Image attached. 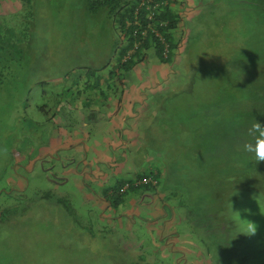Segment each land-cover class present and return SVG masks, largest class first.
I'll list each match as a JSON object with an SVG mask.
<instances>
[{"label":"rangeland","instance_id":"obj_1","mask_svg":"<svg viewBox=\"0 0 264 264\" xmlns=\"http://www.w3.org/2000/svg\"><path fill=\"white\" fill-rule=\"evenodd\" d=\"M90 1L0 13V36L19 46L0 48V264H264V162L243 150L264 123V0H177L179 46L170 63L147 52L145 76L129 75L138 90L116 63L117 17ZM128 87L147 119L130 116L117 135L82 121ZM80 132L103 186L77 169L81 148L48 156ZM155 172L157 188L111 196Z\"/></svg>","mask_w":264,"mask_h":264},{"label":"trees","instance_id":"obj_2","mask_svg":"<svg viewBox=\"0 0 264 264\" xmlns=\"http://www.w3.org/2000/svg\"><path fill=\"white\" fill-rule=\"evenodd\" d=\"M28 1L30 2V0ZM90 4L93 10H106L109 15L117 17L120 40L117 45L119 57L116 63L120 71L129 76L136 65L147 56L146 54L150 49H155V52L164 62H171L172 52L179 46L178 42L174 43V31L177 30L183 18L173 9L177 5V0H91ZM3 22L0 19V24ZM144 32L147 34L145 35ZM155 33L159 34L160 37ZM6 36L8 37L7 40L0 36V48L4 42H6L7 47L18 46L14 40H9L12 37L8 32H6ZM90 86L89 83H86L87 89ZM262 116L259 120L264 121V114ZM159 176V172L138 176L137 180L116 187L111 196L118 197L119 195L118 198L124 200L126 195L123 196V194L131 189L136 191L157 188L160 185ZM149 178L153 181L145 183L144 180ZM119 204L114 206L116 211L120 207Z\"/></svg>","mask_w":264,"mask_h":264},{"label":"crops","instance_id":"obj_3","mask_svg":"<svg viewBox=\"0 0 264 264\" xmlns=\"http://www.w3.org/2000/svg\"><path fill=\"white\" fill-rule=\"evenodd\" d=\"M29 2L28 0H0V13H2L3 10H8V9H15L18 11H22L23 9H26L23 5H26V3ZM14 7V8H13ZM16 13V11H13ZM147 58V56H145V58L143 60H145ZM144 65H146V63H142V61L140 63H138L136 65V67L133 69L132 72H134L138 77H144L145 74L144 72H139L137 69L139 67H143ZM148 67V66H147ZM137 70V72L135 71ZM129 80H130V85H135L136 83H133V81L135 80V78L132 76H129ZM132 81V82H131ZM136 90H138L139 88L137 87V85H135ZM130 87L127 88V95L125 96V94H123L122 99L117 101L116 98L114 97V99L112 101L109 102L110 105H116L114 108L102 113L99 110H90L89 106L88 109L86 108L83 114L85 113V115L87 114L86 120L83 117L82 121L83 122H87V123H101L103 125L105 124H111L110 128L107 129L108 132H110V135H114L118 132H120L121 130H127L128 129V119L130 116H134L137 117V124L141 121L142 116L144 118L147 119L146 115H143L141 110H138V107L141 106H145L146 105V99L145 96L142 95V97L139 95V93L134 94V97L131 96L130 91H129ZM139 95V96H138ZM133 100V105H131V102ZM137 105V106H136ZM144 108V107H143ZM146 121V120H144ZM84 123L82 125L81 128L78 129H83L85 131H87L88 128H90V124ZM90 131V130H89ZM114 131V133H113ZM104 133V132H103ZM78 138H75V141H72L70 143H68L66 141V138H64V141H55L52 143V146L55 147V145H58L59 148H55V150L53 149L52 146H50V148L48 149L49 154L48 156L50 157L51 155H57L59 153H61L62 151H75L76 148H81L82 152H83V157L82 159H75L76 163H78L77 169L83 168V175L86 177H89L90 179H93V177L96 179V184L100 183L101 186H103V183H106L107 180V174H104V168L103 167H99V166H92L91 163L88 162L89 160V152L87 151V149L89 148V143L90 141H88L90 138H92L91 134L89 133V136L84 135L82 132H80ZM117 135V134H116ZM68 160V159H66ZM101 163V162H100ZM111 162H108V164L111 167ZM66 165V162L64 163ZM115 165V164H114ZM118 169V168H117ZM111 176V175H110ZM102 178V179H101ZM121 185L120 181H117V186ZM120 187V186H119ZM142 200V199H141ZM105 204H107V200L105 201ZM110 206L107 205L106 209H110ZM164 209H166V206L164 207ZM113 211V210H112ZM118 211V210H117ZM125 211H128L125 210ZM116 212V210L114 211ZM135 213H132V211L130 212V214H127L126 212H123L121 214H117V216H115V219H117L118 217L122 218L124 216H126V218L128 217L129 221H133L135 219L134 215ZM100 218H103L100 217ZM167 218H169L168 214H164L163 215V221L167 220ZM106 219V217H105ZM108 220V219H106ZM157 237L160 239V242L166 241L167 245H172V246H176V241L174 239V237L170 236H166L165 232H160L157 231Z\"/></svg>","mask_w":264,"mask_h":264},{"label":"clouds","instance_id":"obj_4","mask_svg":"<svg viewBox=\"0 0 264 264\" xmlns=\"http://www.w3.org/2000/svg\"><path fill=\"white\" fill-rule=\"evenodd\" d=\"M249 135L255 138V143H245L243 150L249 154V159L255 164L264 162V124L257 121L252 123L249 128ZM245 230L248 234H255L257 225L248 221Z\"/></svg>","mask_w":264,"mask_h":264},{"label":"built area","instance_id":"obj_5","mask_svg":"<svg viewBox=\"0 0 264 264\" xmlns=\"http://www.w3.org/2000/svg\"><path fill=\"white\" fill-rule=\"evenodd\" d=\"M144 34L146 35L147 32H144ZM155 34H156L158 37H160L159 34H157V33H155ZM167 48H168V46H167ZM149 181H151V178H149L148 180H144L145 183H147V182H149ZM152 181H153V180H152ZM152 181H151V182H152ZM153 183H154V182H153ZM154 184H155V183H154Z\"/></svg>","mask_w":264,"mask_h":264}]
</instances>
